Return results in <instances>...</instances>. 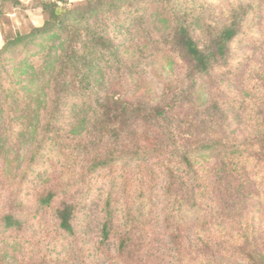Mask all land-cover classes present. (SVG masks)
Listing matches in <instances>:
<instances>
[{
  "label": "rangeland",
  "instance_id": "obj_1",
  "mask_svg": "<svg viewBox=\"0 0 264 264\" xmlns=\"http://www.w3.org/2000/svg\"><path fill=\"white\" fill-rule=\"evenodd\" d=\"M55 8L66 13L56 17ZM44 24L47 34L30 35ZM233 24L237 35L222 43V32ZM181 28L215 64L208 73L191 72L185 86L191 88L184 87L191 97L176 101L182 144L203 139L196 124L204 106L227 117L229 139L235 130L244 138L253 119L264 115V0H0V264H195L186 235L180 252L171 240L195 215L173 209L166 196L167 170L178 171L182 163L167 154L161 166L154 153L145 165L134 146L121 153L120 129L99 111L104 98L118 97L116 90L133 94L138 71L160 68L169 82L174 69L189 72L175 41ZM70 45L82 54L78 64H58L65 47V60L71 57ZM159 87L150 90L158 94ZM177 92L166 90L164 98ZM242 115L246 122L236 123ZM143 125L151 136L152 124ZM243 160L249 163L247 154ZM247 163V172L258 174ZM208 164L196 165L200 174L207 176ZM257 185L264 188L263 179ZM47 193L54 198L41 208ZM107 199L113 224L102 243ZM67 203L74 206L72 234L56 217ZM249 215L264 228L261 204ZM7 216L21 228L7 229ZM214 223L220 225L214 232L229 227V220Z\"/></svg>",
  "mask_w": 264,
  "mask_h": 264
},
{
  "label": "trees",
  "instance_id": "obj_2",
  "mask_svg": "<svg viewBox=\"0 0 264 264\" xmlns=\"http://www.w3.org/2000/svg\"><path fill=\"white\" fill-rule=\"evenodd\" d=\"M61 12L66 13L65 10L61 11L58 8L53 11L56 17ZM47 26L48 24L34 27L30 35L47 34L50 31ZM236 35V24H233L222 32L221 42H230ZM175 38L183 56L189 60L187 64L189 72L175 74L174 69L170 72L173 79L169 82L164 79V71L160 68L141 73L138 71L134 78L136 81L133 94L125 95L116 90L114 93L117 94V98H104L99 106L100 117L106 124L117 125L120 129L116 139L122 144L121 153L128 152L126 148L134 146L136 151H143L141 153L146 157L145 165L149 160H153L151 155L154 153L160 155L161 166L164 164L162 157L167 154L169 157L177 158L179 164L182 163L180 165L182 168L180 167L178 171L173 168L167 170L169 180L165 186L166 196L173 199L171 205L173 209L178 206L180 213L193 210L195 215L191 225L184 226L183 230L181 228L176 230L181 233L180 238L178 234L171 238L172 244L179 247L176 248L177 252L182 251L181 240L186 235L188 249H195V256L189 252L193 260L195 259V264H264V228L255 224V216H248L252 206L260 207L261 204V209H264V188L257 185L259 180L264 181V115L253 119L254 125L252 128L247 127L249 133L244 134V138L235 130L229 139V120L227 127L223 125L227 117L222 114L215 115L211 106H204L199 111L196 124L198 130L196 134L199 137L203 135V139L196 145L182 144L179 136L184 121L183 117H180L176 101H179L178 98L182 95L186 100L191 97L192 92L184 90L191 72L194 75L208 73L215 64H212L209 55L198 49L186 28L177 31ZM103 43L106 44L107 41L103 40ZM223 45L218 48L219 52L222 51ZM76 49L70 45L69 51L71 50L72 55L67 60L65 56L68 55V49L66 47L62 49L63 56H58V64H78V57L82 54L75 52ZM135 54L129 52V55ZM73 68V73H76L77 69ZM144 79L148 82L145 83ZM152 83L160 86L158 94H155V90H150ZM172 83H179L181 86ZM144 84H147L148 88L142 86ZM190 88V85L185 87ZM166 90L170 93L178 92L171 98L170 96L164 98ZM140 91L142 92L139 95ZM184 109L185 106L182 110ZM145 122L152 124L151 136L144 132L147 126L143 125ZM235 122L244 124L246 117L243 115L236 117ZM135 124L142 126L143 130L135 131L133 129ZM185 134L186 137H192L188 132ZM144 135L146 141L140 140ZM240 139L243 141L239 142ZM244 154L249 158V163H246L258 170V174L251 175L247 172ZM194 157H198L200 161ZM210 160L213 162L208 164ZM200 163H205V166L208 164L205 168L207 176L200 174V170L196 168ZM146 170L150 171L149 168ZM53 198V193H47L39 200L40 207L49 206ZM73 214L74 206L68 203L56 211L59 227L67 234L73 233ZM112 215L111 203L107 199L101 230L102 243L108 242L110 238ZM221 220L227 222L229 220V227L214 232V228L220 226L214 222ZM4 223L10 230H19L22 225L20 220L12 216L5 217ZM178 238L179 241H176ZM126 243L127 241L121 245V251L126 248Z\"/></svg>",
  "mask_w": 264,
  "mask_h": 264
}]
</instances>
